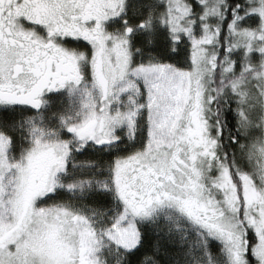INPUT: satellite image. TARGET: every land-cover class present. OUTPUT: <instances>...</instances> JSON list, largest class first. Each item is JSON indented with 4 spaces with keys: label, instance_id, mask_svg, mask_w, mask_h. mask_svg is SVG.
Returning <instances> with one entry per match:
<instances>
[{
    "label": "snow or ice",
    "instance_id": "obj_1",
    "mask_svg": "<svg viewBox=\"0 0 264 264\" xmlns=\"http://www.w3.org/2000/svg\"><path fill=\"white\" fill-rule=\"evenodd\" d=\"M0 264H264V0H0Z\"/></svg>",
    "mask_w": 264,
    "mask_h": 264
}]
</instances>
